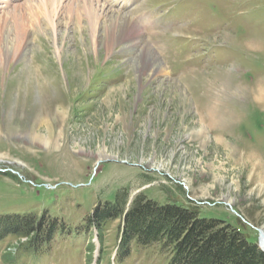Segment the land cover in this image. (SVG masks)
Returning a JSON list of instances; mask_svg holds the SVG:
<instances>
[{
  "label": "rangeland",
  "instance_id": "obj_1",
  "mask_svg": "<svg viewBox=\"0 0 264 264\" xmlns=\"http://www.w3.org/2000/svg\"><path fill=\"white\" fill-rule=\"evenodd\" d=\"M44 1L0 0V219L46 215L72 232L56 229L38 254H23L26 238L8 235L0 264H170L160 242L132 241L119 256L123 217L101 236L88 222L121 193L126 210L143 193L257 242L264 0H95L101 26L134 22L127 38L123 28L94 31L83 11L82 26L67 24L69 0H56L57 12ZM53 72L58 88L44 84Z\"/></svg>",
  "mask_w": 264,
  "mask_h": 264
},
{
  "label": "trees",
  "instance_id": "obj_2",
  "mask_svg": "<svg viewBox=\"0 0 264 264\" xmlns=\"http://www.w3.org/2000/svg\"><path fill=\"white\" fill-rule=\"evenodd\" d=\"M121 194L116 197V205L107 203L109 211L101 215L95 212L88 222L101 236L106 222L123 217L121 250L125 255L132 241L146 247L160 242V251L169 250L170 264H264V252L257 242H250L248 235L226 221L202 217L201 211L194 207L162 205L143 193L126 210L127 201ZM52 221L46 223V215L2 217L0 242L8 235L26 238V242L17 246L24 248L23 254H38L57 229L56 220ZM89 248L91 253L93 245Z\"/></svg>",
  "mask_w": 264,
  "mask_h": 264
},
{
  "label": "bare ground",
  "instance_id": "obj_3",
  "mask_svg": "<svg viewBox=\"0 0 264 264\" xmlns=\"http://www.w3.org/2000/svg\"><path fill=\"white\" fill-rule=\"evenodd\" d=\"M47 2H52V4L55 6V4H56V0H46ZM46 1H44L45 2V5H46ZM60 1V0H59ZM62 1H64V0H62ZM62 1H61V3H62ZM6 2H11V1H6ZM67 2V1H66ZM66 2H64V3H66ZM79 2H81V1H79V0H69L68 1V3L69 4H67V9H68V15H70V17H72L71 19H69L68 20V22H67V24H70L71 22H73V21H75V23L78 25V26H82V22H81V20H82V11H83V13L85 12V18H87V20L91 23L90 24V26H92L94 29V31H97L98 30V28H99V26H100V28H103L102 30L104 31V36H106V34H110V36H114L113 35V33L114 32H118V31H120L121 30V28H123V30H122V36H123V38L125 37V38H127V37H130L131 35H132V33H133V30H134V28H135V24H134V22H131V23H128L126 26H125V20H120V19H118V18H112V19H109L108 21L107 20H103L102 22H103V24H102V26H101V16L103 15L102 13L104 12V9H102L101 8V5H99L98 6V4L95 2V0H84V2H83V5L82 4H80ZM64 3H62V4H64ZM48 4V3H47ZM58 4V3H57ZM56 4V5H57ZM49 5H51V4H49ZM66 5V4H65ZM65 5H63V7H65ZM47 6V5H46ZM52 6V5H51ZM51 6H50V9L53 11V10H56V8H58V6L56 7H54L53 6V8H51ZM62 7V6H61ZM45 10V9H44ZM46 10H48V8L46 9ZM50 10V11H51ZM103 10V11H102ZM58 10H56V12H57ZM62 11V10H61ZM60 11V12H61ZM55 12V11H54ZM52 13L53 12H51V16H52ZM58 14V13H57ZM102 14V15H101ZM20 15V14H19ZM15 16V15H14ZM55 16V15H54ZM103 16H106V15H103ZM50 17V16H49ZM67 17V16H66ZM56 18H57V15H56ZM59 18V17H58ZM84 18V19H85ZM48 19V18H47ZM52 20H53V18H51ZM51 20V21H52ZM66 20H67V18H66ZM65 20V21H66ZM18 21V20H17ZM50 20H49V22H51ZM56 21H57V19H56ZM55 21V22H56ZM19 22V21H18ZM55 24V23H54ZM22 25V24H21ZM18 26L19 28L21 27L22 28V26ZM23 25L25 26V24L23 23ZM97 25H98V28H97ZM55 26H56V24H55ZM105 27V28H104ZM81 28V27H80ZM84 28H86V27H84ZM99 28V29H100ZM87 29V28H86ZM124 29H126V31L124 30ZM137 29V28H136ZM22 30H25V29H22ZM101 30V29H100ZM80 32H81V30H80ZM99 33H103V32H99ZM98 33V34H99ZM55 34V33H54ZM7 35H9V34H7ZM103 35V34H102ZM119 35V34H118ZM117 35V36H118ZM109 37V36H108ZM22 38V37H21ZM20 38V39H21ZM114 39V38H113ZM112 40V39H111ZM8 41V40H7ZM22 41V40H21ZM20 41V42H21ZM99 42V41H98ZM97 42V43H98ZM109 42H111V41H109ZM108 42V40L106 41V44L108 45L107 47H109V46H111L112 47V42L111 43H109ZM113 42H114V40H113ZM123 42V41H122ZM8 43V42H7ZM15 43V42H14ZM18 44V43H17ZM84 44V43H83ZM9 46V45H8ZM17 46V45H16ZM58 46V45H57ZM15 46L13 45L12 46V48H14ZM110 47V48H111ZM10 49V48H9ZM10 51V50H9ZM19 51H20V49H19ZM62 51V50H61ZM17 52V51H16ZM21 52V51H20ZM23 53V52H22ZM4 55V54H3ZM7 55V54H6ZM89 54L86 52V50H85V54H84V58H85V61L87 60H89V56H88ZM62 56V55H61ZM97 56V55H96ZM3 58V57H2ZM13 59H15V58H13ZM60 62L62 63V58L60 57ZM83 62V61H82ZM86 63V62H85ZM83 64V63H82ZM146 64V63H145ZM139 65H140V63H139ZM148 67V66H147ZM146 67V68H147ZM146 68H144V69H146ZM140 69V68H139ZM153 69L155 70V68L153 67ZM153 69H152V71H153ZM53 75V76H52ZM54 75H55V72H53V74H47V76L44 78V84H45V86L46 87H53V88H58V85L56 84V80L53 82V77H54ZM59 81V80H58ZM43 84V85H44ZM59 91V90H58ZM60 93V92H59ZM61 94V93H60ZM37 106H38V104H37ZM100 159H103V157H100ZM260 246H261V248L264 250V232H263V236H262V238H261V240H260Z\"/></svg>",
  "mask_w": 264,
  "mask_h": 264
},
{
  "label": "water",
  "instance_id": "obj_4",
  "mask_svg": "<svg viewBox=\"0 0 264 264\" xmlns=\"http://www.w3.org/2000/svg\"><path fill=\"white\" fill-rule=\"evenodd\" d=\"M262 233H261V237H259V239H258V245L260 246V240H261V238H262ZM260 248H261V246H260ZM262 249V248H261ZM262 251H264L263 249H262Z\"/></svg>",
  "mask_w": 264,
  "mask_h": 264
}]
</instances>
